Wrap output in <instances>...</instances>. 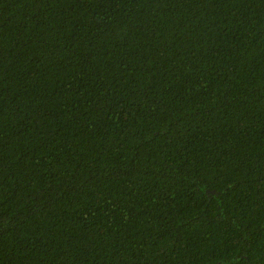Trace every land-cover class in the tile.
I'll list each match as a JSON object with an SVG mask.
<instances>
[{"label": "trees", "instance_id": "obj_1", "mask_svg": "<svg viewBox=\"0 0 264 264\" xmlns=\"http://www.w3.org/2000/svg\"><path fill=\"white\" fill-rule=\"evenodd\" d=\"M0 264H264V0H0Z\"/></svg>", "mask_w": 264, "mask_h": 264}]
</instances>
